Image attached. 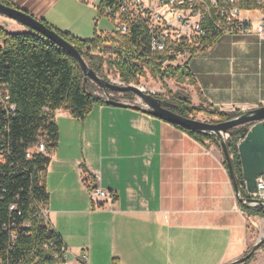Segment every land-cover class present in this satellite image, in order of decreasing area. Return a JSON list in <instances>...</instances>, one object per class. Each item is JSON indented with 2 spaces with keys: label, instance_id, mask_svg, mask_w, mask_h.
Wrapping results in <instances>:
<instances>
[{
  "label": "crops",
  "instance_id": "crops-1",
  "mask_svg": "<svg viewBox=\"0 0 264 264\" xmlns=\"http://www.w3.org/2000/svg\"><path fill=\"white\" fill-rule=\"evenodd\" d=\"M9 1L81 40L109 34L99 10L79 0ZM186 69L212 108L264 106V38H220ZM54 118L59 137L44 176L46 208L63 243L86 256L85 264H231L264 239V218L242 210L213 142L103 103L84 120L63 109ZM81 171L91 188L114 193L116 201L92 209ZM254 257L251 264H264V249Z\"/></svg>",
  "mask_w": 264,
  "mask_h": 264
},
{
  "label": "trees",
  "instance_id": "trees-1",
  "mask_svg": "<svg viewBox=\"0 0 264 264\" xmlns=\"http://www.w3.org/2000/svg\"><path fill=\"white\" fill-rule=\"evenodd\" d=\"M0 3L16 8L9 0H0ZM106 5L107 1L100 3V15ZM41 22L74 46L99 76L106 65L116 72L122 83L138 85L139 79L145 75V69L155 77L160 76L161 80L178 77L181 70L163 74L158 72V58L144 47L147 36L140 27L133 28L131 38L116 32L109 35L95 33L92 40L85 41L56 30L45 21ZM0 40V84L6 86L10 103L16 107L15 113L10 115L0 110V264H35L39 257L41 262L51 263L48 254L41 255L42 247L49 241L57 245H62L63 241L57 231L49 230L36 220V205H46L48 200L41 174L46 171L50 158L36 154L29 160L26 158L27 151L40 141L45 142L48 149H56L59 137L54 118L56 111L63 109L73 118L84 120L94 104L106 102L93 94L90 82H85L73 57L47 38L29 31L11 33L0 26ZM190 77L191 74L187 72L179 79ZM95 87L98 88L97 85ZM98 90L103 92L100 88ZM121 97L134 99L131 94H122ZM154 97L158 98L156 95ZM162 99L173 106L172 111L185 118L202 114L211 119L210 122L220 123L242 115L239 111L230 113L194 106L190 98L182 93H170L167 99ZM173 126L197 142L210 141L221 148V141L215 135L194 133ZM242 135L240 128L232 130L226 145L239 193L247 199L238 154ZM224 165L228 170L226 162ZM12 206L16 210L12 211ZM241 206L245 213L264 218L262 209H253L243 203ZM25 224H29V227H24ZM13 232L17 235L14 241L11 236ZM261 248H264V244ZM253 257L244 264H248Z\"/></svg>",
  "mask_w": 264,
  "mask_h": 264
},
{
  "label": "built area",
  "instance_id": "built-area-1",
  "mask_svg": "<svg viewBox=\"0 0 264 264\" xmlns=\"http://www.w3.org/2000/svg\"><path fill=\"white\" fill-rule=\"evenodd\" d=\"M83 4L98 9L102 1L107 5L102 9L101 16L112 20L116 27V33L127 38L132 37L134 27L146 33L148 48L157 60L159 73H167L171 70L187 68L190 61L197 56L212 51L214 44L222 37L233 35L255 34L260 39L264 38V0H79ZM256 17H251V14ZM147 59L149 57H146ZM118 85H126L114 82ZM146 92L144 88H141ZM122 94L102 93L101 98L106 102L109 99L129 105L140 104L136 98L134 101L124 99ZM0 110L7 115L14 114L15 105L10 103L9 94L5 85L0 84ZM222 110V109H221ZM234 108L226 112H236ZM229 137L226 136L227 140ZM55 149H48L45 142L40 141L35 147L27 151L26 158L31 160L34 155H42L51 158ZM46 171L41 174L42 183ZM80 178L88 189L90 205L92 209L99 210L105 203L113 204L116 201L114 193L105 191L95 186L90 187L91 178L84 171L80 172ZM97 178V177H96ZM257 192L249 193L245 189L248 198L238 199L244 205L253 209L264 211V176L256 181ZM38 213L36 220L51 231H56L49 221V213L46 205L37 204ZM11 210H16L15 206ZM24 227H29L25 224ZM12 240L17 238L12 233ZM49 255L51 263L41 262L40 258L35 264H85L87 257L75 256L67 246L57 245L49 241L42 247L41 255Z\"/></svg>",
  "mask_w": 264,
  "mask_h": 264
},
{
  "label": "water",
  "instance_id": "water-1",
  "mask_svg": "<svg viewBox=\"0 0 264 264\" xmlns=\"http://www.w3.org/2000/svg\"><path fill=\"white\" fill-rule=\"evenodd\" d=\"M0 16L23 25L31 32L41 35L63 48L78 64L85 78V82L92 81L107 96H110V94H131L140 100V104L129 105L109 99L106 101L108 106L132 109L194 133L217 136L221 141L222 152L237 198L239 197V188L225 137H230L232 130L240 128L243 135L241 142L238 144V154L242 164L244 183L249 193L253 194L257 192L256 181L258 178L264 176V106L242 113V115L238 117L220 123L185 118L172 111L171 108L173 106L168 104V102L155 98L151 93L145 92L135 85H118L101 78L89 67L74 46L66 42L55 31L45 26L40 20L27 12L0 3ZM250 124L252 125L249 127L248 125ZM263 244L264 239L259 241L245 257L231 264H244Z\"/></svg>",
  "mask_w": 264,
  "mask_h": 264
},
{
  "label": "rangeland",
  "instance_id": "rangeland-1",
  "mask_svg": "<svg viewBox=\"0 0 264 264\" xmlns=\"http://www.w3.org/2000/svg\"><path fill=\"white\" fill-rule=\"evenodd\" d=\"M86 5V4H83ZM88 7H91L89 5H86ZM93 8V7H92ZM101 20V28L104 29L107 33L111 34L113 32L116 31V27L115 24L112 20L108 19L105 16H101V18L99 19ZM5 21V22H4ZM0 26H2L5 30H7L8 32L11 33H20V32H25V31H29L31 32L29 29H27L26 27H24L23 25L8 19L6 17L0 16ZM107 34V35H109ZM0 46H2V41L0 40ZM207 54V53H205ZM187 73V69L186 68H182L179 73H178V77H174L172 79H160L159 77H155L152 75L151 71H149L148 69H145V75L143 77H141L139 79V83L138 85H135L139 88H144L146 90V92L151 93L153 96H158L157 99L160 100H164L162 98L167 99L169 97V94H174V93H182L187 95L191 100H192V105L194 106H203L205 108H209V109H219L220 111H224L226 112L224 109L221 110V108H212L210 107V105H208L206 102H204V100L202 98H204L202 96V94H200L201 92H199L200 90L198 89V85L197 82L193 80L192 77L190 78H186V79H179V77L182 74ZM101 78H104L105 80H108L112 83L114 82H119V78L118 75L116 74V72L113 69H108V67L106 65H104V70L102 75L100 76ZM90 82V88L93 91V94L95 96L101 97L103 92H100L98 88H96V84L93 83L92 81ZM194 96L196 97V100H193ZM136 100V97H134ZM156 98V97H155ZM199 98V99H198ZM197 99L199 100V104L194 103L193 101H197ZM190 100V102H191ZM134 101V100H131ZM239 112L242 113H246L248 112L247 110H237ZM193 119L196 120H200V121H207L210 122L211 119H209L207 116L199 114L193 117ZM252 124L248 125L249 127ZM252 249L249 248L248 252L244 255L246 256L250 250ZM264 249V248H262ZM255 257L252 258V260H250L248 262V264H251V262L254 260Z\"/></svg>",
  "mask_w": 264,
  "mask_h": 264
},
{
  "label": "flooded vegetation",
  "instance_id": "flooded-vegetation-1",
  "mask_svg": "<svg viewBox=\"0 0 264 264\" xmlns=\"http://www.w3.org/2000/svg\"><path fill=\"white\" fill-rule=\"evenodd\" d=\"M163 101H165V100H163ZM168 104H170V103H168Z\"/></svg>",
  "mask_w": 264,
  "mask_h": 264
}]
</instances>
